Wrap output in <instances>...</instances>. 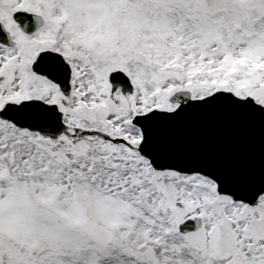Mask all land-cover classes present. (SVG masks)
Segmentation results:
<instances>
[{
    "label": "snow or ice",
    "instance_id": "snow-or-ice-1",
    "mask_svg": "<svg viewBox=\"0 0 264 264\" xmlns=\"http://www.w3.org/2000/svg\"><path fill=\"white\" fill-rule=\"evenodd\" d=\"M0 264H264V0H0Z\"/></svg>",
    "mask_w": 264,
    "mask_h": 264
},
{
    "label": "water",
    "instance_id": "water-1",
    "mask_svg": "<svg viewBox=\"0 0 264 264\" xmlns=\"http://www.w3.org/2000/svg\"><path fill=\"white\" fill-rule=\"evenodd\" d=\"M242 147L246 150V151H252L254 145L251 141V138L247 135L244 134L242 137Z\"/></svg>",
    "mask_w": 264,
    "mask_h": 264
}]
</instances>
